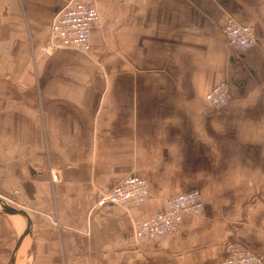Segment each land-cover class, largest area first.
<instances>
[{
    "label": "crops",
    "instance_id": "0c3cea01",
    "mask_svg": "<svg viewBox=\"0 0 264 264\" xmlns=\"http://www.w3.org/2000/svg\"><path fill=\"white\" fill-rule=\"evenodd\" d=\"M67 1L0 0V195L32 221L15 264H221L230 241L264 254V0H96L89 51L48 53ZM229 17L254 46L226 44ZM221 80L230 98L215 109L204 94ZM132 173L145 202L93 206ZM189 190L202 214L137 245L134 221Z\"/></svg>",
    "mask_w": 264,
    "mask_h": 264
},
{
    "label": "built area",
    "instance_id": "2783aa9c",
    "mask_svg": "<svg viewBox=\"0 0 264 264\" xmlns=\"http://www.w3.org/2000/svg\"><path fill=\"white\" fill-rule=\"evenodd\" d=\"M100 24V13L96 0H68L54 15L51 21L45 50L51 53L60 49H75L87 53L90 49V33ZM223 38L228 46L239 52L254 46L257 42L254 27L238 23L229 17L222 28ZM205 100L215 109L226 105L230 98L227 80H221L204 94ZM53 181L59 179L54 168H49ZM149 195L147 180L137 174L122 177L110 189L96 190L93 206L114 204L124 208L141 205ZM204 209L202 195L197 190H189L166 199V208L152 216L133 223V234L137 245L146 240L178 230L183 215H200ZM221 264H264V254L249 246L230 241L224 246Z\"/></svg>",
    "mask_w": 264,
    "mask_h": 264
},
{
    "label": "water",
    "instance_id": "95a60500",
    "mask_svg": "<svg viewBox=\"0 0 264 264\" xmlns=\"http://www.w3.org/2000/svg\"><path fill=\"white\" fill-rule=\"evenodd\" d=\"M0 213L7 215H17L20 216L23 220L22 228L20 229L16 237V241L10 251L6 263V264H15L18 252L20 251V248L22 247L25 238L30 234L32 227L31 217L28 210H26L23 207L11 205L1 195H0Z\"/></svg>",
    "mask_w": 264,
    "mask_h": 264
},
{
    "label": "rangeland",
    "instance_id": "374dc122",
    "mask_svg": "<svg viewBox=\"0 0 264 264\" xmlns=\"http://www.w3.org/2000/svg\"><path fill=\"white\" fill-rule=\"evenodd\" d=\"M28 40H29V42L31 43V38L29 39V37H28ZM45 43V40H44V42H43V44ZM31 55V54H30ZM1 71H2V69H0V77L1 76H3V74H1ZM8 87H10L11 88V86L10 85H8ZM10 91H13V89H11ZM8 132H10V133H12V132H15V127H10V131H8ZM8 143H14L13 141H8ZM5 149H7V148H5ZM13 149V148H12ZM9 150V149H8ZM5 151H7V150H5ZM48 154V153H47ZM3 196V195H2ZM3 198H5L6 199V201L8 202V203H10L11 205H13V206H17V204L15 203V200L13 199H11V201L9 200V199H7L8 197H3ZM0 215H5V216H8L7 214H2V213H0ZM8 218V220H9V223H8V225L10 226V227H12V229H14L15 231H13L14 232V236H12V238H13V242H12V244L16 241V237H17V235H18V233H19V231H20V227L18 228V227H16V225L12 222V220L10 219V216H8V217H6V219ZM8 225H7V228L5 229L4 228V232L6 233V231H7V235L8 236H10L11 235V232H12V230H11V232H9V228H8ZM11 229V228H10ZM2 231V232H3ZM224 256V252H223V254H222V257ZM131 263L132 264H140V262H139V260H136V261H131ZM127 264H129V262L127 263Z\"/></svg>",
    "mask_w": 264,
    "mask_h": 264
},
{
    "label": "bare ground",
    "instance_id": "6f19581e",
    "mask_svg": "<svg viewBox=\"0 0 264 264\" xmlns=\"http://www.w3.org/2000/svg\"><path fill=\"white\" fill-rule=\"evenodd\" d=\"M13 218V221H14V224L16 225V227H20V229L22 228V225H23V220L20 216H17V215H13L12 216Z\"/></svg>",
    "mask_w": 264,
    "mask_h": 264
}]
</instances>
